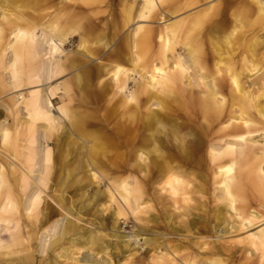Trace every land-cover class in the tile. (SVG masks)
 <instances>
[{"label":"bare ground","instance_id":"1","mask_svg":"<svg viewBox=\"0 0 264 264\" xmlns=\"http://www.w3.org/2000/svg\"><path fill=\"white\" fill-rule=\"evenodd\" d=\"M117 1L120 24L100 28L97 14L105 11L100 10L102 5L107 12L113 10V0H35L32 5L28 0H0V240H6L0 244V264H34L39 253L43 254L40 264H68L67 260L79 264L81 249L87 251L81 264H112L116 252L141 264L143 256L129 248V241H138L144 234L139 247L152 264L177 256L182 244L166 242L161 251L162 241L152 245L157 236L148 228L139 226L128 239L119 232L117 217L123 212L119 200L134 213H148L151 208L141 201L140 182L118 179L113 189L106 187L103 202H98L96 189L87 203L66 204L69 182L62 173L74 171L77 183L84 173L89 185H97L96 173L116 170L154 173L151 183L168 196L179 212L177 217L192 216L181 228L173 227L175 234L204 227L199 215L191 214V206L193 194L207 191V178L192 173H211L213 199L226 200L228 212L218 215L217 235L246 229L240 241L246 240L248 252H258L264 259V214L247 210L249 206L242 212L235 193L249 187L264 202V139L259 143L253 135L259 131L264 135V61L255 52L259 40L249 42L247 54L241 62L236 60L234 45L241 38L232 39L234 23L223 38L230 44L228 55L223 56L215 42L212 67L207 70L202 39L206 31L229 21L221 11L212 13L214 7L208 5L186 15L188 3L177 0ZM250 1L264 16V0ZM235 19L238 29L246 26ZM76 23L78 46L71 54L65 44L76 36L70 29ZM132 23L130 33L116 41L120 27ZM157 23L162 26L153 25ZM73 69H78L73 75L77 110L66 104L57 108L67 119L66 127L53 113L51 100L60 87L51 83ZM194 84L203 85L202 96H194L188 88ZM13 93L16 96L4 98ZM81 104L103 106L112 118L91 115L78 109ZM112 119V137L104 130L87 129L96 122L108 125ZM180 126L183 134H178ZM64 138L77 150L75 161L62 154ZM117 146L123 147L118 153L124 165L111 166L110 155ZM49 180L57 207L45 201ZM148 181L147 177L143 183ZM93 201L100 203L96 212L116 203L108 232V216L89 221L96 222L91 229L79 224L81 210ZM99 254L102 260L95 259Z\"/></svg>","mask_w":264,"mask_h":264},{"label":"rangeland","instance_id":"2","mask_svg":"<svg viewBox=\"0 0 264 264\" xmlns=\"http://www.w3.org/2000/svg\"><path fill=\"white\" fill-rule=\"evenodd\" d=\"M25 1V0H23ZM30 3L29 5H32L35 0H28ZM166 2L173 1V0H165ZM187 1V2H186ZM114 6L112 7L113 10L110 12H107L106 9H108L107 6L102 5L100 10L104 11L103 13H98L97 16L101 18V21L99 23L100 28H104L105 24H107V27H110V23L114 22V24L119 25L120 24V4L117 0H113ZM131 2V1H130ZM176 3H188L187 7H184V10L187 11L185 13L186 15L190 14H196L206 8L208 5H213L212 13H219L221 11L224 14V17L229 18V21L225 22L220 27L217 26L216 28H213L211 31H206L203 35L202 44L205 48L206 52L208 53L206 55V67L207 70H209L212 65V55L214 54L213 46L216 42L221 47V53L223 56L228 55V47L229 45H226L223 41V38L226 34H228L229 30L232 28V25L235 23V31L233 32L232 39L235 40V38L240 37L241 39L238 40L234 46H236L235 55L236 60L241 62V58L243 55L247 54L246 46L249 42L259 40V42L255 43V52L258 54V57L264 61V16H259L257 14V6L253 4L250 0H177ZM184 10H181L180 12H183ZM49 11V10H47ZM77 11V9L75 10ZM44 12V11H42ZM179 12V13H180ZM70 13H73L70 11ZM240 18L241 21H244L246 26H243L241 28H237V20L235 17ZM114 19V20H113ZM233 23L231 22V20ZM112 20V21H111ZM239 20V19H238ZM145 24V23H144ZM115 25V26H116ZM135 24H130L129 27H120L121 32L119 37H116V41L119 39H122L126 33H130V30L134 27ZM157 26H162V24H153ZM77 23L71 24V32L73 34L77 32ZM205 27V26H204ZM203 27V28H204ZM69 29V31H70ZM207 29V28H205ZM201 30L198 32L201 34L205 31ZM237 32L238 34H236ZM73 36V35H72ZM112 43V42H111ZM78 46V39L77 34L74 38H69L67 43L65 44V51L69 53H73L77 50ZM114 45L108 46L105 48V50H108L109 48H113ZM102 62H105L104 59H100ZM264 68V67H263ZM78 69L73 70H67L65 71L61 76L53 79L51 86H57L59 85V89L55 90L54 96H56L54 99H52L53 103V113L55 116L60 118V121L63 125V122L65 123L66 127H68L67 119H65L62 116V113L57 110L58 107L62 105H68L70 107H73L75 110H77V85L75 82V79L73 77L74 73L77 72ZM193 77L197 78V73L192 72L191 73ZM192 78V77H191ZM226 83L229 84V80L227 76H224ZM197 83V82H196ZM131 85V84H130ZM247 85V83H246ZM66 87V91L63 89V87ZM41 88V87H39ZM183 88L185 86L183 85ZM191 90H193L194 96H202L201 90L204 89L203 85L197 86L194 84V86L188 87ZM227 90V88H226ZM25 93V91H23ZM17 93H13L10 95L5 96L4 98H10L16 96ZM225 96H227L226 92L224 93ZM263 102V101H262ZM87 107V108H85ZM78 109H86L89 114L96 115L100 118H109L107 120H111L112 117H110V114L112 113H106L105 108L102 107H94L93 105H78ZM105 113V116H104ZM114 122L115 118L113 117ZM113 119L110 121L108 125L102 124L100 122H96L94 125H90L87 129L88 130H100L105 131L108 133V136L112 137L110 127L113 126ZM197 121H201V118L197 119ZM195 123L197 124L196 120ZM171 122H165L166 126H170ZM60 131V127H59ZM185 132V129L180 126L178 134H183ZM261 131L254 133L255 139L261 143V141L264 139V135H259ZM258 135V136H257ZM164 138V137H163ZM113 139V138H112ZM65 141V148H63L62 154L65 156L66 159L70 161H75V158H77V150L75 146L72 145L71 141L69 139H63ZM114 140V139H113ZM115 141V140H114ZM52 146V144L50 143ZM121 150H123V147L117 146V149H115L113 152H111V166L115 165H124V162L121 161ZM152 174L154 173H120L118 170L115 171V173H96L97 179H94V182L97 183V185L92 184L89 185V179L86 176V174L81 173L78 175L81 179L80 182L77 183V173H62L64 177H66L67 182H69V187L64 188L65 189V202L67 205H73L78 206L80 203H87L88 200H90V197L95 196L96 189L100 191L99 197L101 199H98V202L104 201V195L106 193V187H109L110 189H113V185L115 181L118 179H126L127 181L134 182H140L142 189L144 190L142 193L141 201L144 202L146 205H151V208L147 209L148 213H134L130 206L127 208L126 204L124 205V202L119 200V204L123 208V212L121 215L117 217V223L116 226L119 229V232L129 235L126 236V238H133L130 237L134 232H137V229L139 226L148 228L149 232H155L157 236L154 242H152V245L156 244L159 241H162L160 244V250L164 251L165 243L168 242L169 245L174 244H182L181 250H179L177 256H174V258H171L167 261H163L159 264H264L262 263L264 259H261L259 257V253L252 251L248 252V244L246 240L240 241V239L246 235L248 231H245L246 229L238 230L233 233H225L222 236H218L215 227L218 226V215L222 217L224 214L227 216L228 212H226L225 207L227 206L226 200L217 199L216 201L213 199V193H212V185H211V173H192V176H197V174H202L206 176L207 181L205 183V188H207V191L204 194H193L192 198V206H191V214H198L200 219L202 220V224L204 227H201L199 229L192 228L190 233H186L185 231H178V234H175V230H173V227L181 228L184 225L183 221H187V223L191 219V215L189 217H177V212L173 205L170 203V199L167 195L164 193L158 192V186L157 184L151 183ZM149 178V181L147 183H143V180L146 178ZM154 178V176H153ZM152 178V179H153ZM50 181V180H49ZM195 181H199V178L197 177ZM51 184L52 182H48L47 188L44 189V194H47L45 197V201H47L48 204H50L52 207H57L55 203L51 199ZM54 187V185H53ZM216 194H219L218 190H215ZM236 193V205H239L241 207V211H243V207L249 206L247 210L253 208L257 210L260 213L264 214V208L262 207L264 202H259V197L255 191L247 187L243 191H235ZM120 199V198H119ZM100 204L94 201L90 202L88 205L85 204V208H83L81 211L82 220L79 221V224L83 225L86 228H94L96 226V222L94 224L89 223V221H93L94 218L97 220L99 218L108 216L107 220L109 223V228L106 229V232L110 230V227L112 225V217H113V209L116 207V203H114V206L111 205L110 207H104L103 206V212H101V207L99 212H96L94 209L96 206ZM59 210V209H58ZM145 211V210H144ZM157 215V216H156ZM224 215V216H225ZM156 217V220L153 221V219H150L152 217ZM264 217V216H263ZM68 218L75 219L73 215H69ZM146 219H149L150 221H146ZM231 220V219H230ZM103 218V223H104ZM176 222V223H175ZM220 225V224H219ZM23 226V225H22ZM222 226V225H221ZM220 227V226H219ZM22 228V227H21ZM254 230V229H252ZM150 234V233H149ZM152 234V233H151ZM147 235H142L141 238L138 239V241H129V248L135 252L140 253L141 256H143V262L141 264H152L150 257H145L143 246L139 247V245L142 244L144 237ZM150 236V235H148ZM109 239V237H106ZM2 239H4L2 237ZM157 241V242H156ZM6 242V240H0V244ZM87 252L85 249H81L80 252L77 254V257L80 259L79 264L83 262V255ZM217 252V253H215ZM23 252H17L15 255L22 254ZM14 255V254H12ZM43 255L41 253L38 254V256L34 260V264H40L39 256ZM126 253H118L111 255L112 256V264H140L136 263L135 259L133 257H125ZM95 256V255H94ZM4 258H7V256H4ZM95 259L102 260L103 258L99 255L95 256ZM68 264H73V261L67 260Z\"/></svg>","mask_w":264,"mask_h":264}]
</instances>
